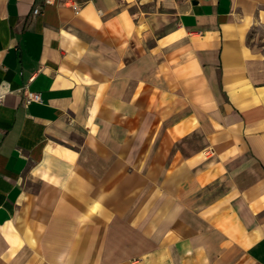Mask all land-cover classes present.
I'll return each mask as SVG.
<instances>
[{
  "label": "crops",
  "instance_id": "1",
  "mask_svg": "<svg viewBox=\"0 0 264 264\" xmlns=\"http://www.w3.org/2000/svg\"><path fill=\"white\" fill-rule=\"evenodd\" d=\"M2 94L0 264H264V0H0Z\"/></svg>",
  "mask_w": 264,
  "mask_h": 264
},
{
  "label": "built area",
  "instance_id": "2",
  "mask_svg": "<svg viewBox=\"0 0 264 264\" xmlns=\"http://www.w3.org/2000/svg\"><path fill=\"white\" fill-rule=\"evenodd\" d=\"M35 12L39 13V10H36ZM26 97H27V103H31V101H36V102H41L42 101V97L39 94H36V93H32V92L31 93H27ZM3 100H4V97H3V94H2V95H0V107L2 106Z\"/></svg>",
  "mask_w": 264,
  "mask_h": 264
}]
</instances>
